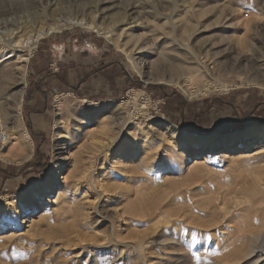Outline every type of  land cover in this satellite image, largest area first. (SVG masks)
I'll use <instances>...</instances> for the list:
<instances>
[{
	"label": "rangeland",
	"instance_id": "374dc122",
	"mask_svg": "<svg viewBox=\"0 0 264 264\" xmlns=\"http://www.w3.org/2000/svg\"><path fill=\"white\" fill-rule=\"evenodd\" d=\"M45 8L94 10L95 19L113 30L131 57L79 26L39 39L27 63L19 120L22 131L29 134V122L46 139L37 144L29 134L32 150L22 158L15 124L2 118L0 131L10 133L11 140L0 143L7 156L0 157V169L32 162L36 150L46 168L27 167L35 179L22 189L21 175L7 181L0 177L2 190H14L0 195V264H264V124L233 133L188 132L162 118V95L145 90L172 88L178 95L175 106L179 99L199 107L205 99L223 98L227 104L208 113L206 126L264 102V88L253 85L196 96L201 82L189 78L193 55L210 71L239 60L242 68L264 72V0H0V18ZM124 10L127 23L120 25ZM192 19L197 29L181 41L186 48L178 45L166 56L182 65L185 85L147 81L167 35L174 32L181 40L184 21ZM158 24L166 35L152 38ZM9 61L12 57L1 63ZM103 64L110 66L99 70ZM58 71L78 86L75 92L57 82ZM113 93L118 96L92 99ZM247 129L254 135L239 145L249 141L252 146L215 149ZM127 205L134 220L120 217ZM119 223L120 238L135 230L139 238L134 234L126 244L118 243L112 228ZM77 229L87 241H73ZM90 233L108 238L97 255Z\"/></svg>",
	"mask_w": 264,
	"mask_h": 264
},
{
	"label": "bare ground",
	"instance_id": "6f19581e",
	"mask_svg": "<svg viewBox=\"0 0 264 264\" xmlns=\"http://www.w3.org/2000/svg\"><path fill=\"white\" fill-rule=\"evenodd\" d=\"M93 11L94 10L91 9L90 12H88L87 14L84 12L58 13V11L56 12L55 10H50L48 8H45L43 11H40L37 13L32 11L33 13H27L25 15L13 17V18L12 17L0 18V116H1L0 117V124H3L2 120H1L2 118L5 120L6 119L13 120V124H15L14 128H15V133H16L17 145L19 147V148L18 147L17 148L20 149L19 152H20V155H22V158L29 157L32 148L30 147V144H29V140H30L29 134L26 131H22L20 129V127L22 126V123L20 122L21 120H19L20 105H21V101H22L23 93H24L25 73H27L26 72L27 63H28V60L31 57L34 49L36 48L39 39L49 35L52 32L60 31L64 28L79 26L81 28H85V29L94 31L98 35L106 38L110 43L112 42V43L116 44L118 49L125 51V49H123L121 45L117 44L116 40L118 39V37H116L115 36L116 34H114L112 32L113 30L108 29L106 27L104 28V26L102 24H100L95 19V15H94L95 13ZM121 13L118 17L117 23L120 25H122L123 23L126 24L127 22H124L125 17L127 16L126 10H124ZM218 17H221V16H218ZM182 20H184V19H182ZM155 27H156L155 31L154 30H153L154 32L152 31L153 32L152 38L158 39L157 37H159L160 34H162L164 36L166 35L164 33L163 28H162V24L161 25L158 24ZM171 29H173V28H171ZM196 29H197V25L192 19L191 21H187V22L184 21V24L182 26V34L183 35H182V37H180V38H182L181 40H179V38L177 37L178 35L174 32L173 33L171 32V34L169 33L167 35V37L165 38V40L162 44V48H161L162 55L158 57L156 62H153L152 73L150 74V77H146L147 81L164 82L167 84H171L173 86L185 85L183 83V80H182V75L185 73L184 70L182 69V65H180V63L179 64H173V61H171L166 56L169 55L170 52L171 53L175 52V48L178 45H182L183 49H185L186 47L183 45V43L181 41L187 42L189 35L192 32L196 31ZM154 33H155V35H154ZM130 38H132V37H130ZM147 42H149L148 39H146L142 43H147ZM142 45H144V44H142ZM125 52H126L127 56L131 57L127 51H125ZM159 55H160V53H159ZM10 57H12V59H13L12 62L9 61V62H11V64L9 63V65L8 64L5 65L6 61L4 64L1 63ZM191 59H192L191 61L193 63H195L196 65L194 64L193 67H190L189 78L190 79H198L201 82V84L198 86V89L196 90V96L205 95L210 91L223 92V91L228 90L231 87V85H233L235 87L236 86L240 87V86L253 85V86H258V87L264 88V72L262 70L260 71V69L258 70V69L250 68L249 66L242 68L239 65V60H238V63H233L231 65H229V64L221 65V66L216 67V69L214 71H210L208 69V67L206 65H204L203 62L201 63V61L199 60V58H197V56L193 55V56H191ZM158 60L161 61V63H159ZM163 60H165V64H167L168 66L167 65L165 66L162 63ZM169 63H171V64H169ZM163 66H165L168 69H164ZM215 76H219V77L223 78L222 82H220V80H217L215 78ZM209 79L213 80L214 83L213 84L208 83ZM205 80H206V82L204 83L203 81H205ZM192 94H194V93H192ZM119 101L124 103V100H119ZM7 106H8V108L6 110ZM166 132L169 133V131H166ZM254 132H255L254 129H247L246 131L240 133V135L235 137L236 140L234 142H232V141L223 142L221 146H219L215 149L239 150L240 148H242L244 146L250 147L253 144H249L248 143L249 141L248 142L246 141L245 143H247V145H243V146L239 145V142L242 140H245V139L248 140L252 135H254ZM160 133H162V132H160ZM10 135H11L10 133H8V134L5 133V141L7 138L9 139V141L11 140ZM256 138L258 140L260 137H256ZM187 140H189V139H184L183 142H186ZM203 142H206V141L203 140ZM0 157H2L3 159L7 158V156L5 155L4 149H0ZM78 174H79V172H78ZM93 183H94V181L91 180L92 187L93 186L95 187L96 185L95 184L93 185ZM40 207L42 208V210H44V208H45L42 205ZM131 208L132 207L127 205V206L123 207V209H121L122 214L120 213V217L123 220H134L133 219L134 216L131 212ZM119 222H120V220H119ZM126 224H127V222H126ZM116 225H117V227L114 228L115 226L112 224V226H114L112 228V231H113V233H117L116 237L118 239H116V241L118 243L126 244L127 238L134 237V234H135V237L139 238L140 235L139 236L136 235L135 229H134L135 233H134V231L129 232L130 234L128 233L124 239L120 238L119 237L120 233H121L120 232L121 231L120 223L116 224ZM128 225H130V224H128ZM132 227H134V226H132ZM91 230H93V229H91ZM73 231H71V232H73ZM81 231L82 230H80V229L75 230V232H77V233L74 235L75 236L74 240H73V238H68V241H71V240H73V241L76 240L75 242H77L78 240L80 241V239L83 238L82 235H80ZM86 233L88 234V232H86ZM255 235H256V236H254L255 240L260 239L259 234H255ZM82 240H86V239H82ZM88 241H90V243H91V248H94L91 250H92V252H94L95 255L101 253V251H103V249H105L106 245L108 244L107 243L108 238L106 236L99 235L96 233H90V238L88 239ZM250 251L252 252L253 250H250ZM94 263H96V261Z\"/></svg>",
	"mask_w": 264,
	"mask_h": 264
},
{
	"label": "trees",
	"instance_id": "16d2710c",
	"mask_svg": "<svg viewBox=\"0 0 264 264\" xmlns=\"http://www.w3.org/2000/svg\"><path fill=\"white\" fill-rule=\"evenodd\" d=\"M109 66H110L109 64H103L100 66L99 70L104 71L108 69ZM55 74H56L55 78L57 79V82L61 83L62 86L65 87L64 89L70 91L72 90L73 92L77 90L78 86H73L71 82H67L68 80L65 79L64 75L61 72L58 71ZM89 74L88 75L85 74L83 76V79L81 78L82 83L85 82L86 80L85 77L89 76ZM45 78L46 77H43L42 79L46 81ZM139 88H143V86H140ZM56 90L59 91L58 88H56ZM145 90H148L153 94L156 93L157 95H162V97L165 98L164 104H162L160 107V110L162 112L161 113L162 118L168 120L171 123H174L178 127L188 132H193L196 134H204V135L210 134L214 131H217L219 133H233L238 130H243L245 127L249 126L250 124H264V102H260L259 100L258 102H256L254 106H252V109L250 111H244L242 115L229 117V121L225 120L223 122H219L218 120L212 123L210 126H206L205 123H207L208 113L214 109H217V106H221L222 104H227L225 100H223V98L212 97L213 102L205 99L203 100L202 104L199 107H195L196 104L194 103L187 104L185 101H183L182 99L180 100L178 98L179 104L175 106L178 95L175 93V91L172 88H168L167 86L164 85H150L145 87ZM252 92L254 94H257L256 90H253ZM235 93H240V92L238 91ZM117 96H118L117 94L113 93L109 96L99 95L92 99L100 100L105 98L106 99L116 98ZM27 126L30 136L37 142V144L38 142L42 143L46 139V135L44 133L42 132L35 133L32 130V126L29 124V122ZM42 157L43 155L38 150H36L32 162L31 161L25 162L20 166H14V165H6L5 167L2 166L3 168L0 169L1 179L7 181V180L15 179L19 175H21L22 181L26 180L25 182L26 184H22L20 187V189H22L24 186L34 182L35 179V176L30 177L31 176L30 172H26L27 167L33 164L35 170L44 172L46 168V163H41ZM20 170L21 173H19ZM12 192H14V190L6 189L4 191L0 188V195L6 193H12Z\"/></svg>",
	"mask_w": 264,
	"mask_h": 264
},
{
	"label": "built area",
	"instance_id": "2783aa9c",
	"mask_svg": "<svg viewBox=\"0 0 264 264\" xmlns=\"http://www.w3.org/2000/svg\"><path fill=\"white\" fill-rule=\"evenodd\" d=\"M5 142V135L0 131V143Z\"/></svg>",
	"mask_w": 264,
	"mask_h": 264
},
{
	"label": "crops",
	"instance_id": "0c3cea01",
	"mask_svg": "<svg viewBox=\"0 0 264 264\" xmlns=\"http://www.w3.org/2000/svg\"><path fill=\"white\" fill-rule=\"evenodd\" d=\"M48 43H49V40H45L44 44H48ZM63 59H64V58H63ZM63 59H62V60H63Z\"/></svg>",
	"mask_w": 264,
	"mask_h": 264
}]
</instances>
